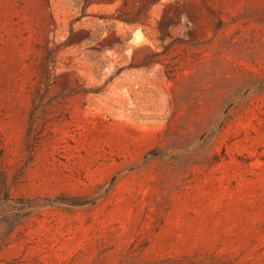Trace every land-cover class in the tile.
Masks as SVG:
<instances>
[{
	"label": "rangeland",
	"instance_id": "obj_1",
	"mask_svg": "<svg viewBox=\"0 0 264 264\" xmlns=\"http://www.w3.org/2000/svg\"><path fill=\"white\" fill-rule=\"evenodd\" d=\"M0 264H264V0H0Z\"/></svg>",
	"mask_w": 264,
	"mask_h": 264
}]
</instances>
